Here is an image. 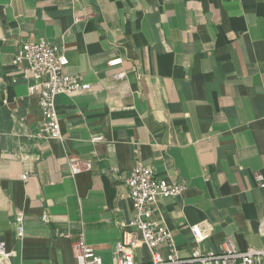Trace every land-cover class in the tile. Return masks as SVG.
Segmentation results:
<instances>
[{
	"label": "crops",
	"instance_id": "obj_1",
	"mask_svg": "<svg viewBox=\"0 0 264 264\" xmlns=\"http://www.w3.org/2000/svg\"><path fill=\"white\" fill-rule=\"evenodd\" d=\"M40 39L61 45L64 72L92 87L55 97L61 142L40 135L32 78L12 62ZM66 154L90 168L72 175ZM138 163L187 185L155 212L182 257L197 245L219 251L225 237L264 247V187L253 177L264 178V0H0V241L11 263L76 264L82 236L111 264ZM193 224L209 231L197 245ZM133 253L150 259L146 247Z\"/></svg>",
	"mask_w": 264,
	"mask_h": 264
},
{
	"label": "built area",
	"instance_id": "obj_2",
	"mask_svg": "<svg viewBox=\"0 0 264 264\" xmlns=\"http://www.w3.org/2000/svg\"><path fill=\"white\" fill-rule=\"evenodd\" d=\"M120 57L108 60L107 64H119ZM12 62L21 68L24 76L30 75L31 84L28 92L37 95V104L41 111L40 135L55 141H63L60 121L55 105L58 94L71 96L78 92L91 90V84L83 81L77 75L64 72L67 58L64 49L58 43L43 39L22 43L14 52ZM118 79L124 77V72L116 74ZM104 139L103 135H92L91 141ZM70 173L75 175L90 168L89 162H82L77 157L66 154ZM29 174L21 175L26 179ZM254 180L264 187V178L260 172L253 174ZM128 197L131 201L132 216L127 230L115 241L111 250V264H259L264 257V247L237 249L228 237L221 243L219 251H202L197 244L209 237L208 227L200 224L189 226L196 242V247L187 257H182L178 251L171 231L155 217L157 203L161 198L174 197L186 189L183 181L166 182L155 176L151 167L136 164L125 179ZM43 220L47 219L42 215ZM24 213L17 210L14 215L16 235H23ZM146 247L150 252L148 261H136L133 250ZM72 253L76 264H103L99 254L88 245L82 236L72 242ZM13 252L0 241V264H12ZM28 264V263H23Z\"/></svg>",
	"mask_w": 264,
	"mask_h": 264
}]
</instances>
